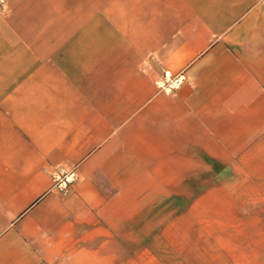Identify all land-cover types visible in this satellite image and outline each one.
Wrapping results in <instances>:
<instances>
[{
	"label": "crops",
	"instance_id": "1",
	"mask_svg": "<svg viewBox=\"0 0 264 264\" xmlns=\"http://www.w3.org/2000/svg\"><path fill=\"white\" fill-rule=\"evenodd\" d=\"M0 264H264V0H8Z\"/></svg>",
	"mask_w": 264,
	"mask_h": 264
},
{
	"label": "built area",
	"instance_id": "2",
	"mask_svg": "<svg viewBox=\"0 0 264 264\" xmlns=\"http://www.w3.org/2000/svg\"><path fill=\"white\" fill-rule=\"evenodd\" d=\"M8 0H0V9L5 5ZM187 79L185 69L180 71H173L171 69H164L161 76L155 82L157 86L166 92H171L179 87ZM53 186L60 190H67L70 185L80 178L77 169L71 168L69 170L59 169L53 173Z\"/></svg>",
	"mask_w": 264,
	"mask_h": 264
}]
</instances>
